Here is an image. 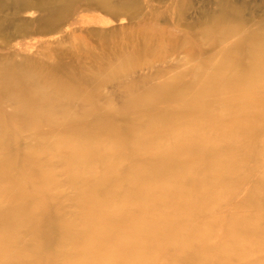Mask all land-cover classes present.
Returning <instances> with one entry per match:
<instances>
[{
    "label": "bare ground",
    "instance_id": "6f19581e",
    "mask_svg": "<svg viewBox=\"0 0 264 264\" xmlns=\"http://www.w3.org/2000/svg\"><path fill=\"white\" fill-rule=\"evenodd\" d=\"M188 75L104 108L0 68V264H264V29Z\"/></svg>",
    "mask_w": 264,
    "mask_h": 264
},
{
    "label": "rangeland",
    "instance_id": "374dc122",
    "mask_svg": "<svg viewBox=\"0 0 264 264\" xmlns=\"http://www.w3.org/2000/svg\"><path fill=\"white\" fill-rule=\"evenodd\" d=\"M224 23L240 30L223 44ZM261 29L264 0H0V68L62 80L81 93L76 104L107 108L126 100L128 83L129 95L187 83L199 62Z\"/></svg>",
    "mask_w": 264,
    "mask_h": 264
}]
</instances>
